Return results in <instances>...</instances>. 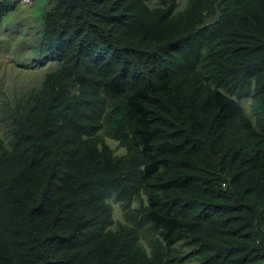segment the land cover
I'll use <instances>...</instances> for the list:
<instances>
[{
    "label": "trees",
    "instance_id": "trees-1",
    "mask_svg": "<svg viewBox=\"0 0 264 264\" xmlns=\"http://www.w3.org/2000/svg\"><path fill=\"white\" fill-rule=\"evenodd\" d=\"M3 42L0 264H264V0H0Z\"/></svg>",
    "mask_w": 264,
    "mask_h": 264
},
{
    "label": "rangeland",
    "instance_id": "rangeland-1",
    "mask_svg": "<svg viewBox=\"0 0 264 264\" xmlns=\"http://www.w3.org/2000/svg\"><path fill=\"white\" fill-rule=\"evenodd\" d=\"M26 5V4H23ZM27 6V5H26ZM7 43H0V82H3L4 85H8L13 77V74L15 73V77L26 70H22L17 65L13 64V50L14 43L11 44L10 47H7ZM11 55V56H10ZM22 75V74H21ZM113 146H117V141L111 140L110 141ZM122 152L125 151V148L120 147Z\"/></svg>",
    "mask_w": 264,
    "mask_h": 264
}]
</instances>
